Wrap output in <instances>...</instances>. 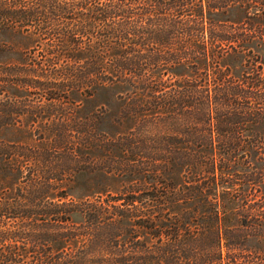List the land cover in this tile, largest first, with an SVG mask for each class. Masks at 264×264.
Here are the masks:
<instances>
[{"label":"trees","instance_id":"16d2710c","mask_svg":"<svg viewBox=\"0 0 264 264\" xmlns=\"http://www.w3.org/2000/svg\"><path fill=\"white\" fill-rule=\"evenodd\" d=\"M229 2L264 18L0 0V264H264V71L210 28Z\"/></svg>","mask_w":264,"mask_h":264},{"label":"rangeland","instance_id":"374dc122","mask_svg":"<svg viewBox=\"0 0 264 264\" xmlns=\"http://www.w3.org/2000/svg\"><path fill=\"white\" fill-rule=\"evenodd\" d=\"M246 1V0H245ZM214 3L208 1V4ZM242 4V2H240ZM206 4V1H205ZM212 24L210 28H213L218 33L228 35L233 41H241L246 37L245 45L248 46V50L254 54V58L257 57V61L262 66L264 71V18L254 17L253 10L247 9V7L239 3H231L224 8L220 9L218 13L214 14ZM208 26V24H207ZM260 27L261 30L260 31ZM262 33V34H261ZM254 37L253 40L248 37ZM1 41H6V37H0ZM235 45L237 42H232ZM16 58V56H13ZM239 59V58H238ZM14 59H12L13 61ZM240 60H237L235 56H228L225 59V63L228 64L232 72L238 74L241 70ZM31 99H34L33 97ZM79 193L76 192L75 195Z\"/></svg>","mask_w":264,"mask_h":264}]
</instances>
